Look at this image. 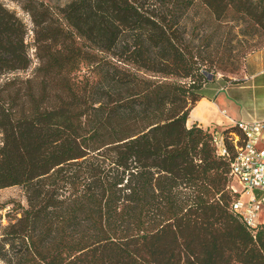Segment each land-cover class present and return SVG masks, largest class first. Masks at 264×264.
<instances>
[{
	"label": "trees",
	"instance_id": "1",
	"mask_svg": "<svg viewBox=\"0 0 264 264\" xmlns=\"http://www.w3.org/2000/svg\"><path fill=\"white\" fill-rule=\"evenodd\" d=\"M0 0V264H264L232 133L188 115L264 40V0ZM30 36V41L26 40ZM222 76L217 78V74Z\"/></svg>",
	"mask_w": 264,
	"mask_h": 264
},
{
	"label": "crops",
	"instance_id": "2",
	"mask_svg": "<svg viewBox=\"0 0 264 264\" xmlns=\"http://www.w3.org/2000/svg\"><path fill=\"white\" fill-rule=\"evenodd\" d=\"M251 120H264V47L247 55L238 79L221 86L213 98L201 97L186 123L221 133L234 122Z\"/></svg>",
	"mask_w": 264,
	"mask_h": 264
},
{
	"label": "built area",
	"instance_id": "3",
	"mask_svg": "<svg viewBox=\"0 0 264 264\" xmlns=\"http://www.w3.org/2000/svg\"><path fill=\"white\" fill-rule=\"evenodd\" d=\"M233 125L239 134H231L235 155L230 165V187L240 196L231 208L252 230L264 228V120L237 121ZM213 140L217 151L227 154L222 132L215 133Z\"/></svg>",
	"mask_w": 264,
	"mask_h": 264
},
{
	"label": "rangeland",
	"instance_id": "4",
	"mask_svg": "<svg viewBox=\"0 0 264 264\" xmlns=\"http://www.w3.org/2000/svg\"><path fill=\"white\" fill-rule=\"evenodd\" d=\"M9 8L14 9L17 14L27 23L29 24V19L26 14V12L21 8L20 0H2ZM45 3L49 5H63L66 2L70 0H43ZM26 40L30 41V36L28 35ZM264 47V40L261 38L256 39V45L252 47L251 50L244 56V58L241 59L240 64L235 68V70L231 72H226V75L229 76L232 80L238 79L241 75V72L243 70L246 57L249 53H251L254 50H257L259 48ZM218 77L222 76L221 73L217 74ZM220 130V129H219ZM222 132V130H220ZM233 186L240 190V186L233 182ZM21 202L24 203V196L19 187H8V188H2L0 189V215H1V222L6 223L5 214L7 211H10L13 204L12 202Z\"/></svg>",
	"mask_w": 264,
	"mask_h": 264
}]
</instances>
